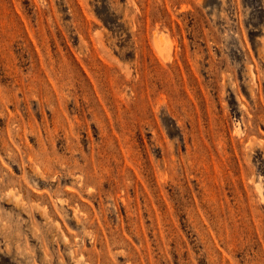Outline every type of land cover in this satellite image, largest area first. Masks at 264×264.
<instances>
[{
	"label": "rangeland",
	"instance_id": "1",
	"mask_svg": "<svg viewBox=\"0 0 264 264\" xmlns=\"http://www.w3.org/2000/svg\"><path fill=\"white\" fill-rule=\"evenodd\" d=\"M0 264H264V0H0Z\"/></svg>",
	"mask_w": 264,
	"mask_h": 264
}]
</instances>
